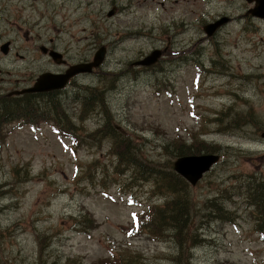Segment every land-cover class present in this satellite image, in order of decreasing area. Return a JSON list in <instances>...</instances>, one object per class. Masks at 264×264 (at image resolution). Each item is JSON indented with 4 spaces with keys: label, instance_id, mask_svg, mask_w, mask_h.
<instances>
[{
    "label": "rangeland",
    "instance_id": "obj_1",
    "mask_svg": "<svg viewBox=\"0 0 264 264\" xmlns=\"http://www.w3.org/2000/svg\"><path fill=\"white\" fill-rule=\"evenodd\" d=\"M255 5L0 0V41L11 37L23 55L14 76L57 69L40 43L73 63L106 49L78 85L0 123V264H264V18L248 13ZM221 18L208 36L204 26ZM155 49L154 65L134 64ZM180 149L219 160L192 186L173 169ZM175 199L189 211L181 232L140 226Z\"/></svg>",
    "mask_w": 264,
    "mask_h": 264
},
{
    "label": "flooded vegetation",
    "instance_id": "obj_2",
    "mask_svg": "<svg viewBox=\"0 0 264 264\" xmlns=\"http://www.w3.org/2000/svg\"><path fill=\"white\" fill-rule=\"evenodd\" d=\"M1 35L2 34L0 32V38ZM51 41L52 39H49V42ZM13 47H14L13 39L11 37H7L4 39V41H0V123L1 124L8 123L12 120V118L14 117L19 118L24 114V112L30 111L31 110L30 107L36 104V102L39 101L41 97H47L49 95H54V94H61L63 92H66L68 86L71 87L73 85H78L77 78L84 73H92L97 67H99L103 63L106 53V49L105 47H103L104 57L101 63L97 67H93L92 70L89 72H78L73 74L66 81L64 86L60 88H55L53 90L44 91V92H26L25 90L33 87L38 77H40L43 74H49L54 76L66 75L68 71L74 66L92 62L96 52L100 48L97 51H95L91 61H87L86 63H73L72 61H69V59L63 53L58 51L53 45V43H50V45H45L40 43L39 52L45 55L49 62L54 63V65L57 66V69L56 68L40 69L35 74H33V70H32L29 72H23L18 76H14L13 67L18 68L15 60L17 58H23V55L18 54L17 51L13 52ZM161 53L163 54L162 50ZM138 67H143V66H138ZM25 109L27 111H24ZM10 110H13L12 113H14V116L12 117ZM0 131L1 133H3L4 129L0 127Z\"/></svg>",
    "mask_w": 264,
    "mask_h": 264
},
{
    "label": "water",
    "instance_id": "obj_3",
    "mask_svg": "<svg viewBox=\"0 0 264 264\" xmlns=\"http://www.w3.org/2000/svg\"><path fill=\"white\" fill-rule=\"evenodd\" d=\"M246 1L250 2L252 0H246ZM254 1L256 2V5L253 8L249 9L248 13L258 18H264V0H254ZM111 14H113V11L109 13V15ZM226 21L227 18H221L211 24H207L204 26V31L209 36L213 32H215ZM98 51L96 52L92 62L87 64L76 65L73 67L75 69L71 74H70V70L72 68L68 71L66 75H63L62 77L67 78L68 76L78 72H89L92 70L93 67H97L101 63L104 57V48L101 47V50L99 52ZM161 55H162L161 51L155 49L150 54L146 55L143 59L136 61L134 64L150 66L155 64ZM32 88L35 89L36 91L39 90L38 88H35V86H33L29 89H26L25 91L26 92L27 90L30 91ZM38 92H44V91H38ZM218 158L219 156L214 153H206L200 155H183L178 157L173 162V169L190 185L194 186L202 178V176L206 172H208L213 165H215L218 162L219 160Z\"/></svg>",
    "mask_w": 264,
    "mask_h": 264
},
{
    "label": "trees",
    "instance_id": "obj_4",
    "mask_svg": "<svg viewBox=\"0 0 264 264\" xmlns=\"http://www.w3.org/2000/svg\"><path fill=\"white\" fill-rule=\"evenodd\" d=\"M24 111H27L26 109ZM29 111H27L28 113ZM33 112V113H32ZM31 114L34 116L31 117L29 120H33L36 117L37 110H32ZM42 115V114H41ZM42 118V117H40ZM45 118V117H43ZM123 139V138H120ZM119 139V140H120ZM125 147L124 149L126 152L121 153L120 155L124 157L127 160V157L125 155H130L129 149V140L125 139ZM180 155L188 154V152H184L182 149H180ZM152 173H156L155 170L152 169ZM176 181L179 180H175ZM180 183V182H179ZM176 183V184H179ZM169 182H166L164 186H168ZM263 213L261 214V217L259 218V221L256 226V230L260 233L261 237L264 239V206L262 207ZM188 218H189V211L183 207V204L178 200L175 199L173 201H169L166 203V206L163 209H158L156 207H151L148 216L141 222L140 226L144 228L146 231L151 230L149 229L152 225L154 227H159L161 223L165 225V222L167 224H171L178 230V232H181L184 227H187L188 225ZM184 220V221H183ZM163 225V226H164ZM161 228V227H160ZM159 230V229H155ZM132 259H136V256L130 255ZM128 257L120 258L119 256L113 259V262L109 264H130L126 263V259Z\"/></svg>",
    "mask_w": 264,
    "mask_h": 264
},
{
    "label": "bare ground",
    "instance_id": "obj_5",
    "mask_svg": "<svg viewBox=\"0 0 264 264\" xmlns=\"http://www.w3.org/2000/svg\"><path fill=\"white\" fill-rule=\"evenodd\" d=\"M75 68H72L70 70V74L74 71ZM63 75H49V74H43L34 83L35 88H38L37 91H49L53 90L55 88H60L64 86L66 81L72 76H68L67 78H63ZM48 84V85H46ZM28 92V90H27Z\"/></svg>",
    "mask_w": 264,
    "mask_h": 264
}]
</instances>
